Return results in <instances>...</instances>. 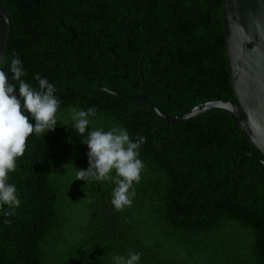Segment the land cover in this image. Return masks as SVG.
Instances as JSON below:
<instances>
[{
  "label": "trees",
  "instance_id": "trees-1",
  "mask_svg": "<svg viewBox=\"0 0 264 264\" xmlns=\"http://www.w3.org/2000/svg\"><path fill=\"white\" fill-rule=\"evenodd\" d=\"M0 3L11 29L3 56L19 53L25 79L35 85L39 72L57 86L60 123L72 107L91 106L93 127L144 137L145 164L133 204L116 211L114 184L74 179L88 158L73 128L30 136L10 173L22 204L0 213V264H113L129 249L141 264H264V167L251 155L237 165L259 154L229 114L212 108L165 123L144 101L116 94L143 82L169 115L234 100L221 0Z\"/></svg>",
  "mask_w": 264,
  "mask_h": 264
},
{
  "label": "clouds",
  "instance_id": "clouds-1",
  "mask_svg": "<svg viewBox=\"0 0 264 264\" xmlns=\"http://www.w3.org/2000/svg\"><path fill=\"white\" fill-rule=\"evenodd\" d=\"M0 213L13 215L22 204L18 187L10 182V173L17 169L27 141L33 134L55 130L61 124L57 113L62 103L57 86L39 72L32 81L25 79L27 70L19 53L10 58L0 55ZM95 114L91 106L70 109L69 125L87 146L88 165L76 167L74 179L90 182H110V203L116 211H123L133 204L136 196L134 184L141 181L145 167L140 150L144 142L141 135H133L118 124L105 129L93 127L90 117ZM7 209V210H5ZM10 223V221H5ZM142 253L129 249L127 254L116 253L113 264H141Z\"/></svg>",
  "mask_w": 264,
  "mask_h": 264
},
{
  "label": "water",
  "instance_id": "water-1",
  "mask_svg": "<svg viewBox=\"0 0 264 264\" xmlns=\"http://www.w3.org/2000/svg\"><path fill=\"white\" fill-rule=\"evenodd\" d=\"M227 70L234 100L216 98L200 102L177 114L164 113L145 94L144 83L138 93L116 94L144 101L155 116L174 123L212 108L226 111L258 154L251 155L264 167V0H221ZM10 21L0 3V55L10 38ZM139 74L141 71L139 69ZM111 91L110 89L101 87Z\"/></svg>",
  "mask_w": 264,
  "mask_h": 264
},
{
  "label": "flooded vegetation",
  "instance_id": "flooded-vegetation-1",
  "mask_svg": "<svg viewBox=\"0 0 264 264\" xmlns=\"http://www.w3.org/2000/svg\"><path fill=\"white\" fill-rule=\"evenodd\" d=\"M239 162H240V161H238L237 165H239Z\"/></svg>",
  "mask_w": 264,
  "mask_h": 264
}]
</instances>
